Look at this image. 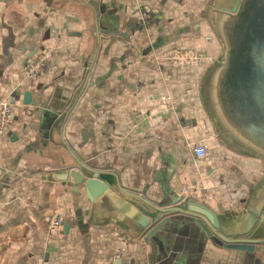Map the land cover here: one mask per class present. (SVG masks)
Returning a JSON list of instances; mask_svg holds the SVG:
<instances>
[{
  "label": "crops",
  "instance_id": "obj_1",
  "mask_svg": "<svg viewBox=\"0 0 264 264\" xmlns=\"http://www.w3.org/2000/svg\"><path fill=\"white\" fill-rule=\"evenodd\" d=\"M237 1L0 0V102L13 108L0 135V264H259L178 210L189 201L184 211L216 215L227 236L264 237V153L212 98L221 9ZM48 49L43 74L28 75ZM75 170L109 190L90 199Z\"/></svg>",
  "mask_w": 264,
  "mask_h": 264
},
{
  "label": "water",
  "instance_id": "obj_2",
  "mask_svg": "<svg viewBox=\"0 0 264 264\" xmlns=\"http://www.w3.org/2000/svg\"><path fill=\"white\" fill-rule=\"evenodd\" d=\"M247 1L238 0L233 8L221 9L223 11L221 33L226 50L224 60L217 68L213 80L212 98L215 110L225 126L244 143L264 153V116L259 110V102H264V35L258 44V51L249 52L252 57H255V65L238 67L236 64L238 51L243 43H247L250 33V25L248 24L250 18L244 16V7ZM257 6L259 7L257 20H255L256 12L253 14V18L254 22L260 23L264 21V4H257ZM238 26L239 30H237ZM232 29L234 30L232 31ZM233 91L238 94V97L235 98L236 101H233L231 95ZM25 102H31L29 92L25 94ZM72 175L75 176V183L85 185L87 196L92 200L109 190V185L95 171L92 176L80 174L77 170L72 172ZM188 203L192 202H183L178 210L180 209L189 216L195 217V222L208 237L215 242L223 241L222 244L227 248L257 253L259 256L257 255L256 260L259 264H264V237L251 238L247 235L236 238L227 236L219 231L216 215L213 214L214 222L211 225L198 211H184L188 209L185 207ZM168 219L166 218V220ZM166 220L159 222L152 232L154 233L163 226Z\"/></svg>",
  "mask_w": 264,
  "mask_h": 264
},
{
  "label": "built area",
  "instance_id": "obj_3",
  "mask_svg": "<svg viewBox=\"0 0 264 264\" xmlns=\"http://www.w3.org/2000/svg\"><path fill=\"white\" fill-rule=\"evenodd\" d=\"M57 51L55 49H48L40 52L29 58L24 66L26 73L32 77H39L43 74L50 62L56 57ZM12 104L8 101L0 102V135L5 134L10 126L12 118ZM188 145L194 151L197 158L206 156L208 148L204 142L191 141ZM183 197H186L189 192L187 186L182 189ZM63 225V218L60 213H55L52 217L51 226L52 228H60ZM123 251L118 250L116 257H121Z\"/></svg>",
  "mask_w": 264,
  "mask_h": 264
},
{
  "label": "rangeland",
  "instance_id": "obj_4",
  "mask_svg": "<svg viewBox=\"0 0 264 264\" xmlns=\"http://www.w3.org/2000/svg\"><path fill=\"white\" fill-rule=\"evenodd\" d=\"M263 2V0H248L246 6L244 7V16L250 18L248 21V24L250 25V33L248 34L249 37L247 39V43H243L241 45V49H239L238 51V58L236 63L238 67H241L243 65L248 67L255 65V57H252L249 52L253 50L258 51V44L261 41L262 36L264 35V21L260 23L258 21L254 22L253 14L256 12L255 20H257V12H259V7L257 6V4H264ZM233 30L234 29H232V31ZM231 95L234 99L233 101H236L235 98L238 97V94L233 91ZM259 104V110L262 112L261 115L264 116V102L261 101L259 102Z\"/></svg>",
  "mask_w": 264,
  "mask_h": 264
},
{
  "label": "flooded vegetation",
  "instance_id": "obj_5",
  "mask_svg": "<svg viewBox=\"0 0 264 264\" xmlns=\"http://www.w3.org/2000/svg\"><path fill=\"white\" fill-rule=\"evenodd\" d=\"M237 30H239V26L237 27Z\"/></svg>",
  "mask_w": 264,
  "mask_h": 264
}]
</instances>
